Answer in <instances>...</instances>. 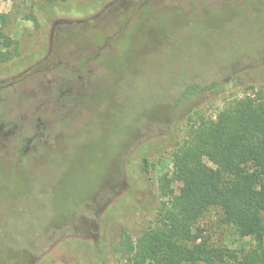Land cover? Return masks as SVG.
Instances as JSON below:
<instances>
[{
    "label": "rangeland",
    "instance_id": "1",
    "mask_svg": "<svg viewBox=\"0 0 264 264\" xmlns=\"http://www.w3.org/2000/svg\"><path fill=\"white\" fill-rule=\"evenodd\" d=\"M98 3L0 0V29L18 60L0 64V125L21 124L30 137L36 106L50 134L37 154L18 157L0 132V264H134L118 249L120 232L134 240L166 201L160 183L171 178L179 130L216 123L220 97H241L250 84L264 92V0ZM209 85L216 99L200 91L178 103L188 87ZM179 186L171 183L174 194ZM197 227L237 254L255 245L217 210Z\"/></svg>",
    "mask_w": 264,
    "mask_h": 264
},
{
    "label": "trees",
    "instance_id": "2",
    "mask_svg": "<svg viewBox=\"0 0 264 264\" xmlns=\"http://www.w3.org/2000/svg\"><path fill=\"white\" fill-rule=\"evenodd\" d=\"M16 57V41L0 29V64H13ZM200 91L212 93L213 100L218 93L215 85L190 86L178 103ZM243 92L228 100L218 97L223 110L216 123L200 119L179 130L170 154L171 178L160 183L166 201L134 240L125 229L120 232L118 249L134 264H264V92L253 84ZM16 153L23 150L17 147ZM141 161L147 174L148 160ZM172 182L180 184L177 194ZM210 210L239 237L252 235L254 247L237 254L205 242L197 225Z\"/></svg>",
    "mask_w": 264,
    "mask_h": 264
},
{
    "label": "flooded vegetation",
    "instance_id": "3",
    "mask_svg": "<svg viewBox=\"0 0 264 264\" xmlns=\"http://www.w3.org/2000/svg\"><path fill=\"white\" fill-rule=\"evenodd\" d=\"M48 52H50V49ZM58 93L59 95L53 99L52 103L53 106H55L54 107L55 112L59 113V117L55 119L56 124H59L60 127H63L64 123L68 118V111L65 105L67 98L66 96L63 95V91H58ZM43 97H45V95H43ZM74 100L77 101L78 98H75ZM35 107H34V111H31L30 113L32 120L28 124L29 130H31L30 137H22L24 128L21 124L11 125L10 123H1L0 125V132L2 136L11 137V140L16 143L19 149L23 150V153L26 150H30V152L37 154L39 151L37 147L44 146L49 142V137H50V134L48 132L49 126H48V121H46L49 117H47L46 115L42 117L41 115L42 113L41 112L39 113L38 108ZM10 126L13 127L10 128ZM21 155L23 154H16V156L18 157Z\"/></svg>",
    "mask_w": 264,
    "mask_h": 264
}]
</instances>
